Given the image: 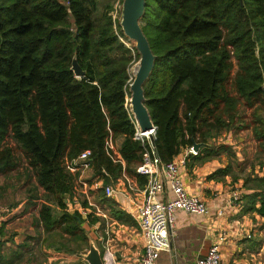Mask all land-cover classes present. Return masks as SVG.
Returning a JSON list of instances; mask_svg holds the SVG:
<instances>
[{
  "label": "trees",
  "instance_id": "trees-1",
  "mask_svg": "<svg viewBox=\"0 0 264 264\" xmlns=\"http://www.w3.org/2000/svg\"><path fill=\"white\" fill-rule=\"evenodd\" d=\"M102 2L0 0V179L36 180L29 205L42 201L43 245L71 256L89 250L90 236L87 220L69 210L79 178L69 162L90 151L89 183L104 188L125 176L148 182L137 167L151 148L136 138L128 101L140 55ZM142 27L156 56L144 90L161 162L250 129L261 159L264 0H146Z\"/></svg>",
  "mask_w": 264,
  "mask_h": 264
},
{
  "label": "crops",
  "instance_id": "crops-1",
  "mask_svg": "<svg viewBox=\"0 0 264 264\" xmlns=\"http://www.w3.org/2000/svg\"><path fill=\"white\" fill-rule=\"evenodd\" d=\"M230 132L220 133L209 144H201L197 155L187 156L182 174L186 191L207 202L212 212L208 216L176 213L172 248L165 252L162 264H196L222 231L230 235L223 247V264H264V182H259L264 179V156H260L262 161L258 158L257 142L252 136L249 143L254 158L248 162L246 141L241 135L235 139ZM207 150L212 156L203 160ZM181 153L186 154V150ZM100 184L99 190L89 191L93 206L84 201L87 204L74 206V211H86V215L81 213L87 220L84 227L99 247L104 264H141L144 238L135 202L142 201L147 185L142 187L136 178L125 176L115 184L119 193L107 197L102 182ZM236 190L241 191L242 198L239 206L233 207L230 199ZM102 191L105 198L101 196ZM220 208L224 211L222 218L217 216ZM11 210L13 208L2 216L0 264H32L37 259L32 251L33 243L36 239L43 242V235L39 233L42 228L36 226L38 215L31 221L33 227H12L8 221L15 211ZM89 217L97 218V222L88 224ZM33 228L35 234L30 233ZM86 251L80 256L50 252L48 264L53 261V264H77L76 260L82 259Z\"/></svg>",
  "mask_w": 264,
  "mask_h": 264
},
{
  "label": "built area",
  "instance_id": "built-area-1",
  "mask_svg": "<svg viewBox=\"0 0 264 264\" xmlns=\"http://www.w3.org/2000/svg\"><path fill=\"white\" fill-rule=\"evenodd\" d=\"M140 136L137 128L136 138L144 139ZM148 142L151 150L144 154L143 162L137 167V173L146 176L148 182L142 201L135 202V207L144 238V255L141 264H159L161 253L169 252L172 248L171 237L176 222V213L208 216L212 212V208L201 198L190 195L185 188L182 177L183 168L186 166L187 156L198 154L194 146L187 148L186 154H181L168 163H162L149 140ZM109 146L114 149L112 143H109ZM90 157L91 152L85 151L77 159L68 163L67 168L70 172L79 173L73 192L72 204L69 206L70 211L72 209L74 211L76 205L82 206L83 201L78 199L81 196L84 201L93 206L90 203L89 191L101 188L100 182L91 184L86 178V175L92 170ZM104 189L107 197L119 193L116 186L112 184L106 185ZM241 198L242 193L240 190L233 191L230 205L238 207ZM81 213L86 215L84 210ZM217 216L224 217L223 209L217 210ZM3 223V217L0 216V242L2 240ZM229 237L228 232H220L208 253L200 258L196 264H223V247ZM248 238H251V236L248 235Z\"/></svg>",
  "mask_w": 264,
  "mask_h": 264
},
{
  "label": "water",
  "instance_id": "water-1",
  "mask_svg": "<svg viewBox=\"0 0 264 264\" xmlns=\"http://www.w3.org/2000/svg\"><path fill=\"white\" fill-rule=\"evenodd\" d=\"M146 12V0H123L120 8L119 23L122 27L124 35L135 45L140 58L136 63L138 66L133 82L130 84V109L136 121L140 135L148 134L152 148L156 152V127L152 121L151 115L145 105L146 97L144 85L150 78L156 61L150 42L146 37L142 19ZM135 67V66H134ZM72 71L77 78H81L85 72L80 67L77 57L72 61ZM201 144H195L194 149L198 151ZM82 259L87 264H104V257L97 246L96 242L90 238L89 250L82 255Z\"/></svg>",
  "mask_w": 264,
  "mask_h": 264
},
{
  "label": "rangeland",
  "instance_id": "rangeland-1",
  "mask_svg": "<svg viewBox=\"0 0 264 264\" xmlns=\"http://www.w3.org/2000/svg\"><path fill=\"white\" fill-rule=\"evenodd\" d=\"M121 0H103L102 5L104 6L106 3L107 5L110 4L113 7V11H112V15L114 17V19H116L117 17L120 16V8H121V4H120ZM132 45H134L132 43ZM135 46V45H134ZM137 64H135L136 66ZM130 102V99L128 100ZM243 114L246 115L244 122H242V124H245L246 122H248V120L250 119V111L248 110H244L243 109ZM225 132V131H224ZM222 134V133H221ZM230 134L237 139V135H241V137L246 141L248 149L246 151H248V162L252 161L254 152H253V147H251V144L249 142H251L252 140V131L250 130H243V131H234L232 130L230 132ZM220 135L215 136L214 138H218ZM149 140L148 138H144ZM114 147V151L117 152L118 154V144L113 146ZM255 149V148H254ZM182 154V153H181ZM179 154V155H181ZM178 155V156H179ZM92 171V170H91ZM12 178L11 179H0V187L3 188V190H0V216L6 215L11 207H13V210H11L12 212H14L13 216L10 218L11 220L8 221V223H12V227H25V228H29V226L32 225V220L34 219V217H36L39 214V208L41 206L42 201L38 200L36 203L29 205V189L33 187V185H36V180L33 178L32 181L26 179L24 176L20 177L18 176V174L13 173L12 174ZM91 175V173H90ZM86 178L89 180V174L86 175ZM98 182V181H96ZM78 186V185H77ZM74 196V195H73ZM81 196V194H80ZM78 199L80 201H83V198L81 196V198L78 197ZM82 202V203H83ZM71 205V203L69 204V206ZM72 208V207H71ZM73 210V209H72ZM5 213V214H3ZM33 227V225H32ZM30 233H34V228L33 231H30ZM45 250V252H44ZM33 252L36 253V261L33 262L32 264H48L49 260V253H55L54 250H49L47 248L44 247L43 242L39 241L36 239V241H34L33 243ZM87 252V251H86ZM83 253V252H82ZM66 254V253H64ZM165 252L161 253V258H160V264H162L164 262V256ZM53 260V259H52ZM45 261V262H44ZM78 262H76L77 264H85V262L80 258L79 260H76ZM54 263V261L52 262V264Z\"/></svg>",
  "mask_w": 264,
  "mask_h": 264
},
{
  "label": "bare ground",
  "instance_id": "bare-ground-1",
  "mask_svg": "<svg viewBox=\"0 0 264 264\" xmlns=\"http://www.w3.org/2000/svg\"><path fill=\"white\" fill-rule=\"evenodd\" d=\"M137 68H138V66H135V67H133V68L131 69L132 78L135 76V74H136V72H137ZM149 135H150V133H148V134H143V135H141L140 137H142V138H149Z\"/></svg>",
  "mask_w": 264,
  "mask_h": 264
}]
</instances>
